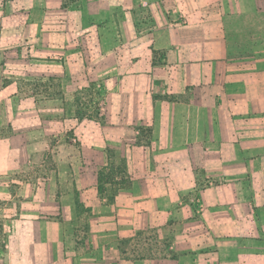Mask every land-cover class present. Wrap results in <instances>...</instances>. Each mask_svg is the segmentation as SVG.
<instances>
[{
	"label": "crops",
	"instance_id": "obj_1",
	"mask_svg": "<svg viewBox=\"0 0 264 264\" xmlns=\"http://www.w3.org/2000/svg\"><path fill=\"white\" fill-rule=\"evenodd\" d=\"M65 1L0 0L39 20L0 66L7 264H264V0Z\"/></svg>",
	"mask_w": 264,
	"mask_h": 264
},
{
	"label": "rangeland",
	"instance_id": "obj_2",
	"mask_svg": "<svg viewBox=\"0 0 264 264\" xmlns=\"http://www.w3.org/2000/svg\"><path fill=\"white\" fill-rule=\"evenodd\" d=\"M73 1H79V0H66L65 2H63L62 8L64 9L65 7L69 6L71 2ZM6 4L5 2L0 3V11L1 10H6ZM16 6H18V8H20L19 4H16ZM25 6V5H23ZM14 5L13 4H9V10H13ZM65 13H63V18L66 17V15L68 14L67 11H64ZM7 13H4V15H6ZM4 15L2 14L0 17V32L3 30V28L6 29V36H7V40H3V43L5 44V46H7L9 49H7V51H5V53H1L0 54V66H3L5 63V59H3L2 57L6 56L7 54L9 55H22L24 53L25 57L28 59H32L34 57L33 52L34 51V47L37 44V41H33V38H31V41H29L28 38V34L30 36H37V32H38V22L39 20L36 18L34 19H27V18H20L17 22V20H15L12 17H8L5 18ZM63 21H67L68 19H62ZM25 35H22V34ZM15 34H20L19 36H15ZM64 39L66 41H63V48L66 49V52L69 51L70 46H71V41L73 40L74 36H70L69 34H65V36H63ZM83 37V38H82ZM78 43H79V53L83 54L85 53V49L86 47V42L84 39V36H78ZM73 45V43H72ZM23 52V53H22ZM35 52V51H34ZM64 52L62 57H59V61L61 62H65V58H67V61H69L70 57V53L69 55ZM28 53V55H27ZM80 54V55H81ZM53 56V54L51 55ZM75 56H73L74 58ZM2 61V62H1ZM2 64V65H1ZM76 85L72 84L67 91V94H71V92H75L76 90ZM68 104L71 105V101L68 99ZM7 135L5 132V129H0V137H3ZM8 180L5 178L0 179V187H3V185L7 182ZM17 186V184H16ZM8 198L6 199L5 197L3 199H0V264H7L6 262V255H5V245L7 246V244L9 243V237L11 236V232L8 231V227L3 226L4 224H6V220H8L9 218H11L14 215V212L11 211V206L8 207V211H5V203L8 202ZM12 204V201H11ZM13 204L17 205L20 204V200L18 201H13ZM15 207L12 206V210ZM5 250V251H4Z\"/></svg>",
	"mask_w": 264,
	"mask_h": 264
}]
</instances>
